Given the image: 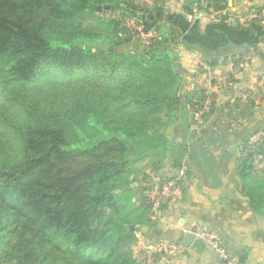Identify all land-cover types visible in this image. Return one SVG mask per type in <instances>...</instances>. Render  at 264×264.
<instances>
[{
  "label": "trees",
  "instance_id": "obj_1",
  "mask_svg": "<svg viewBox=\"0 0 264 264\" xmlns=\"http://www.w3.org/2000/svg\"><path fill=\"white\" fill-rule=\"evenodd\" d=\"M122 1L0 0V263L137 264L134 226L150 220L127 187V156L172 149L162 130L182 98L205 101L183 93L168 44L177 35L206 54L255 47L263 34L155 9L143 25L161 37L145 44L120 18L85 22L101 5L119 14ZM241 150L242 195L264 218V174L252 172L264 142L245 137Z\"/></svg>",
  "mask_w": 264,
  "mask_h": 264
},
{
  "label": "crops",
  "instance_id": "obj_2",
  "mask_svg": "<svg viewBox=\"0 0 264 264\" xmlns=\"http://www.w3.org/2000/svg\"><path fill=\"white\" fill-rule=\"evenodd\" d=\"M189 1L191 3H189ZM198 12H191L194 5ZM190 9V10H188ZM264 0H183L177 12L205 25L223 20L231 25H259L261 41L255 47L232 48L214 53H202L192 47L179 50V62L184 71L183 93H209L203 105L190 108L197 121L189 141L199 140V148L211 160L212 171L203 173L189 156L190 171L183 181V191L163 206L158 215L157 239L166 248L159 264H222L217 251L206 238L215 231L225 249L237 258L238 264H264V218L255 215L241 192L236 175L240 163L241 142L245 137L264 133ZM192 13V14H191ZM190 22V21H189ZM222 57V58H221ZM196 104V103H195ZM202 128H209L207 132ZM199 129V132L196 130ZM216 137L210 143L207 137ZM262 142H264L262 140ZM188 153L194 151L188 147ZM194 169V170H193ZM198 169V170H197ZM176 169L167 164L164 174ZM253 175L264 174V153L253 157ZM193 235L188 246L185 236Z\"/></svg>",
  "mask_w": 264,
  "mask_h": 264
},
{
  "label": "rangeland",
  "instance_id": "obj_3",
  "mask_svg": "<svg viewBox=\"0 0 264 264\" xmlns=\"http://www.w3.org/2000/svg\"><path fill=\"white\" fill-rule=\"evenodd\" d=\"M182 1L183 0H123L121 7L124 9L123 11H117L119 14L109 11V4L101 5L97 7L94 13L85 18V22L92 24L99 18H120L124 27L127 28L126 33L131 35L134 41H139V39H141L143 43L148 44L149 40L154 38L159 39L161 35L154 27L146 29L143 25L142 16L145 15L146 12L155 13V9L162 10L164 13H177V11L181 9ZM191 2L189 1V3ZM191 12H198L197 4L194 5V9H191ZM194 17L195 16L192 15L191 20H189L192 24L197 21L196 17ZM225 18H228V16L221 17V19L226 20ZM186 19H190V17ZM157 22L161 24L160 20ZM149 23L153 24V22ZM140 32H144L142 36H140ZM147 33L152 34L149 36L146 35ZM168 47L178 56L179 50L183 46L181 45L179 37L176 35L173 43L168 44ZM53 75L54 73L46 71L41 77L40 84L45 85L49 83L51 81L50 77H53ZM208 95L209 93L206 92L201 96L207 97ZM183 98L180 105L177 106L178 109L175 111L173 121H170L168 127L162 130L166 131V136H168L170 145H173V148L165 153L160 149L156 155L153 154V152H149L147 154L127 156L128 159L133 160V163L129 164L127 170L128 174L125 179V181L128 182L127 187L134 192L132 199L135 202V206L138 204L144 205L143 219L145 220L148 218L150 220V223L134 226L136 238L133 244V254L137 264H159V258L163 256L162 252L166 250L162 241L157 239L158 229L155 226L157 225L158 215L162 212L163 206L165 204L167 205L171 199H176L178 196L177 194L180 192L179 189L174 188L173 192L177 194H170L171 196L168 197L171 187H164L167 185L166 182L173 180L177 172L171 176L165 175L163 172L167 164L172 165L178 161L181 162L179 169L181 167L185 168L184 177L180 183L181 192L183 191V181H185L190 171V167H188L189 156L199 164L203 173L208 174L212 171L208 165L211 163V160L208 155L200 150L199 140L194 142L189 141L191 139L190 137L193 136V131H188L187 127L191 125V127L194 128L198 125L197 121H194V119L191 118L192 116H190L191 113H194L190 108H195L196 110L199 105L196 103L197 101L195 98L192 100L187 97L183 100ZM202 130L207 132L209 128H202ZM196 131L199 132V129ZM207 138L210 143H217L216 137L210 136ZM188 147L193 148L194 151L188 153ZM186 170L187 174H185ZM133 216H135V213Z\"/></svg>",
  "mask_w": 264,
  "mask_h": 264
},
{
  "label": "built area",
  "instance_id": "obj_4",
  "mask_svg": "<svg viewBox=\"0 0 264 264\" xmlns=\"http://www.w3.org/2000/svg\"><path fill=\"white\" fill-rule=\"evenodd\" d=\"M261 14L264 16V9L262 10ZM195 17H196V20L201 21L200 13H198L197 16H195ZM143 33L144 32H140V36H142ZM151 34L152 33H147L146 35L150 36ZM262 140L264 141V133L263 132H258L256 134L248 137L249 143L262 142ZM184 172H185V168L181 167L177 171L176 176L173 177V180L166 182L167 185L165 184L166 186L164 188H170L171 187V191L168 194V197H170L172 194H177V193L173 192L174 188L179 189L180 190L179 194L181 195L182 192H181V184L180 183L184 177ZM179 194H177V195L179 196ZM171 200H173V199H171ZM205 236L209 240V242L212 244L214 249L217 251V254H218L219 259H220L222 264H238L237 258L225 249L220 236L215 231L206 232ZM164 246L168 249L170 248L171 250L175 249V246H173V245H170L168 247L167 245L164 244Z\"/></svg>",
  "mask_w": 264,
  "mask_h": 264
},
{
  "label": "water",
  "instance_id": "obj_5",
  "mask_svg": "<svg viewBox=\"0 0 264 264\" xmlns=\"http://www.w3.org/2000/svg\"><path fill=\"white\" fill-rule=\"evenodd\" d=\"M192 237H193V235L190 234V233H188V234L185 236V239H184V241H183V245H184V246H188V242H189V240H191Z\"/></svg>",
  "mask_w": 264,
  "mask_h": 264
}]
</instances>
